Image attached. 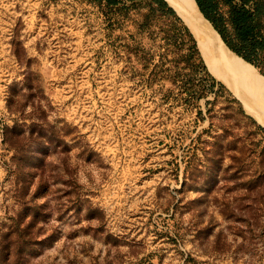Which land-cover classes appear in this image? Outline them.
<instances>
[{"label": "rangeland", "instance_id": "1", "mask_svg": "<svg viewBox=\"0 0 264 264\" xmlns=\"http://www.w3.org/2000/svg\"><path fill=\"white\" fill-rule=\"evenodd\" d=\"M103 9L0 0V264H264V113Z\"/></svg>", "mask_w": 264, "mask_h": 264}, {"label": "trees", "instance_id": "2", "mask_svg": "<svg viewBox=\"0 0 264 264\" xmlns=\"http://www.w3.org/2000/svg\"><path fill=\"white\" fill-rule=\"evenodd\" d=\"M95 4L106 13L111 22L113 15L124 13L129 15L133 10L141 12L148 8L149 12L144 16V21L140 25V31H149L153 26V19L157 12H161L164 17L174 18L178 26H172V33L168 34L166 41L171 43L181 42L183 45L189 41L191 53L181 56V61L185 64L183 71L190 70L189 73L180 74L184 78L183 87L188 93L189 99L199 100L206 97L208 91H213L216 86L225 90L221 84H217L213 75L209 73L200 61L193 64L194 55L197 54V47L194 36L184 26L181 19L164 0H86ZM204 17L212 24L213 28L220 35L226 46L246 63L257 68L264 75V0H195ZM156 5L158 8L154 7ZM202 58V57H201ZM204 62V61H203ZM212 75V76H211ZM199 76H202L199 77ZM232 102L239 104L231 95ZM241 109V106H240ZM242 110V109H241ZM253 124V120L247 117ZM262 132L261 128H258Z\"/></svg>", "mask_w": 264, "mask_h": 264}, {"label": "bare ground", "instance_id": "3", "mask_svg": "<svg viewBox=\"0 0 264 264\" xmlns=\"http://www.w3.org/2000/svg\"><path fill=\"white\" fill-rule=\"evenodd\" d=\"M167 2L194 36L209 72L225 84L253 114L259 115L255 110L264 113V77L225 45L211 23L204 19L195 0ZM258 117L260 119V115Z\"/></svg>", "mask_w": 264, "mask_h": 264}, {"label": "water", "instance_id": "4", "mask_svg": "<svg viewBox=\"0 0 264 264\" xmlns=\"http://www.w3.org/2000/svg\"><path fill=\"white\" fill-rule=\"evenodd\" d=\"M167 4H168V6L170 7V8H172L173 10H174V12L178 15V13H177V11L167 2V0H164ZM201 12V11H200ZM202 14V13H201ZM179 16V15H178ZM202 16L204 17V15L202 14ZM180 17V16H179ZM181 18V17H180ZM204 19L205 20H207L205 17H204ZM208 21V20H207ZM185 23V22H184ZM212 25V24H211ZM187 26V25H186ZM217 32V31H216ZM220 36V35H219ZM223 41V40H222ZM226 45V44H225ZM237 56V55H236ZM238 57V56H237ZM240 58V57H239Z\"/></svg>", "mask_w": 264, "mask_h": 264}]
</instances>
